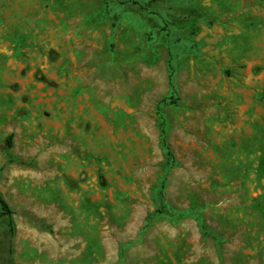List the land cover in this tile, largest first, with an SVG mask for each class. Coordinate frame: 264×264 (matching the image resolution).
<instances>
[{
	"label": "rangeland",
	"instance_id": "1",
	"mask_svg": "<svg viewBox=\"0 0 264 264\" xmlns=\"http://www.w3.org/2000/svg\"><path fill=\"white\" fill-rule=\"evenodd\" d=\"M0 194V264H264V0H0Z\"/></svg>",
	"mask_w": 264,
	"mask_h": 264
},
{
	"label": "trees",
	"instance_id": "2",
	"mask_svg": "<svg viewBox=\"0 0 264 264\" xmlns=\"http://www.w3.org/2000/svg\"><path fill=\"white\" fill-rule=\"evenodd\" d=\"M179 11L183 16L187 17V19H185L183 21H174L173 23L178 25L180 28H182L187 34L197 35L201 29L200 25H199V21H200L199 14L194 10L185 9V8H182ZM170 84H171L172 88H174L172 77L170 80ZM13 137H14V135L11 134L7 138V147L8 148L13 147ZM162 144H163L164 149L166 150L167 157L169 159V163L173 164L174 163V154H173V151L171 150L170 145L168 143V139L166 136V130H163ZM164 182H163L164 184H162V190H161L162 196L164 194V187L166 186V181H164ZM12 213L13 212H12L9 204L3 199L2 195L0 194V220L6 216L12 215ZM158 213H160L161 215H167V216L171 217L173 220H174V218H177V217H182V218L185 217L184 216L185 214L178 213L175 210H173L172 208L168 207L167 205H163L162 207H160L158 209ZM197 221L199 222V225H200L203 233L206 236L211 235V233L209 234V232L207 230V226L205 225V222L201 216H199L197 218Z\"/></svg>",
	"mask_w": 264,
	"mask_h": 264
}]
</instances>
